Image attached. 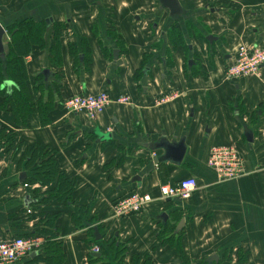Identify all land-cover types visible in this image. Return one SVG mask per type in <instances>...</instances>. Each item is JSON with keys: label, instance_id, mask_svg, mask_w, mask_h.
Returning a JSON list of instances; mask_svg holds the SVG:
<instances>
[{"label": "crops", "instance_id": "0c3cea01", "mask_svg": "<svg viewBox=\"0 0 264 264\" xmlns=\"http://www.w3.org/2000/svg\"><path fill=\"white\" fill-rule=\"evenodd\" d=\"M175 3L171 11L160 0H0L6 52L9 27L45 24L44 45H32L24 59L30 95L49 106L46 120L31 113L20 125L0 96V128L21 144L14 160L0 152V241L32 233L56 215L63 264H106L91 247L112 242L125 249L123 264L133 256L139 264H201L215 254L211 264H264V65L256 77L224 74L239 45L264 47V0ZM170 25L183 43L173 45ZM101 91L111 103L93 118L62 107L72 95ZM121 96L128 102H118ZM106 133L111 139H101ZM182 139L180 163L164 158L160 143ZM35 143L52 150L59 171L75 179L69 204L39 202L53 184L34 191L24 184L28 173L18 162ZM223 145L239 151L247 174L219 183L207 158ZM187 177L198 185L187 199L160 198V186ZM133 191L151 202L142 213L116 217L112 204ZM27 195L36 203L26 206ZM77 208L84 212L79 222Z\"/></svg>", "mask_w": 264, "mask_h": 264}, {"label": "trees", "instance_id": "16d2710c", "mask_svg": "<svg viewBox=\"0 0 264 264\" xmlns=\"http://www.w3.org/2000/svg\"><path fill=\"white\" fill-rule=\"evenodd\" d=\"M171 27L172 25H170L168 30L171 32L173 45L176 46L183 43L180 31H176L175 28ZM7 33L10 38L7 46L8 50L4 54V59L0 56V96L3 97L5 104H10L11 111L18 124L24 125L27 115L31 113H37L42 121L46 120L45 114L49 106L41 101V97L35 99L34 95V97L30 95L26 83L28 76L24 59L32 45H44L45 24L24 21L9 27ZM58 47L59 43L57 39L56 47L51 46V52L53 54L57 53ZM5 81L12 83L10 90L5 85ZM33 90L42 91V87L35 86ZM6 143L9 144V150L13 151L12 156L20 152L21 144L16 143L11 135H8L4 129L0 128V146ZM20 162H24L22 168H25L28 172L27 182H37L43 186L53 184V188L48 190L45 196L39 197V202L56 198L65 202V204L70 203L75 179L68 178L63 172L59 171L52 150H49L47 147H42L37 143L26 146L20 155L19 167L21 166ZM83 215V208L75 209L73 212L74 221L79 222ZM55 216L49 217L46 221L41 220L38 223L36 231L25 235L44 237V243L39 254L32 259L35 264H63L65 260V253L61 247V242L57 241V230L54 226ZM85 223L92 228V221L86 220ZM103 247L100 246L99 248V259H108L109 262L107 261L106 264H123L122 258L125 255L124 248H121L120 245H115L113 242L109 243L107 248ZM139 260L140 258L138 256H133L130 264H139ZM184 262L187 263V260L184 259ZM206 262L202 261L201 264H206Z\"/></svg>", "mask_w": 264, "mask_h": 264}, {"label": "built area", "instance_id": "2783aa9c", "mask_svg": "<svg viewBox=\"0 0 264 264\" xmlns=\"http://www.w3.org/2000/svg\"><path fill=\"white\" fill-rule=\"evenodd\" d=\"M264 65V47L239 45L232 61L225 67V77L229 80L252 77ZM118 102H128V97L121 96ZM111 103L107 91L96 94H75L62 102V107L68 113L87 112L94 117L104 111ZM207 165L215 172L217 181L225 182L239 179L247 174L239 151L233 145L212 147L207 158ZM197 181L193 177L181 179L176 184L162 185L159 188L160 197L187 199L196 189ZM151 197L145 193L131 192L119 198L112 205L116 217H126L140 213ZM44 240L41 236H14L0 241V264H10L22 257L29 256L34 251L41 250ZM98 249L94 248V251Z\"/></svg>", "mask_w": 264, "mask_h": 264}, {"label": "water", "instance_id": "95a60500", "mask_svg": "<svg viewBox=\"0 0 264 264\" xmlns=\"http://www.w3.org/2000/svg\"><path fill=\"white\" fill-rule=\"evenodd\" d=\"M163 5L167 6L171 11H176L177 10V6H176V3H175V0H160ZM5 28L3 27V25L0 23V56L1 58L4 59V54L6 53L5 49H6V45L4 43V36H5ZM206 39L209 41V42H212L213 40H216L217 37H214V36H211V35H208L206 37ZM118 50H114L113 51V54H112V58H113V62L115 63L118 59ZM81 56H80V60H81ZM149 70L148 67H144L142 72L144 75H146L147 71ZM43 75H44V78L47 79L48 77V71L47 70H44L43 71ZM5 85L8 86V88L12 85V83L10 81H5ZM99 136L101 137V139H111L112 135L109 134V133H106V134H99ZM171 143H168L167 141L163 140L159 147L163 148L164 149V158H167L168 156L173 158L175 162H178L180 163V161L182 160L183 158V155H184V151H185V148H184V141L183 139L179 142V143H174L172 144V146L170 145ZM26 176L27 174L25 172H21L19 177H20V181H24L26 179ZM24 202H25V205L26 206H29L30 204H34L36 203V200L35 199H32L29 195L25 196L24 197ZM182 223V222H181ZM180 223V224H181ZM93 231H94V237H95V241L96 242H99L100 239H101V235L99 234L98 232V229L96 226H93L92 227ZM179 229V228H177ZM39 254V252H33L30 257L34 258L35 256H37ZM93 256H97V257H100V253H95L93 254ZM218 259V256L215 254V255H212L210 257L207 258V262L209 264H211L213 261L217 260Z\"/></svg>", "mask_w": 264, "mask_h": 264}, {"label": "rangeland", "instance_id": "374dc122", "mask_svg": "<svg viewBox=\"0 0 264 264\" xmlns=\"http://www.w3.org/2000/svg\"><path fill=\"white\" fill-rule=\"evenodd\" d=\"M258 74H259V72L257 73V74H255V75H253L252 77H256V76H258ZM9 135V134H8ZM15 145V144H14ZM3 151L5 152V154H4V156H5V158L7 159V161H9V157H10V159L11 160H14L15 158H16V156L18 155H15V156H12L13 155V151L12 150H10V155H9V144L8 143H6V144H3V145H1L0 146V152H2L3 153ZM8 153V155L6 156V154ZM13 157H15V158H13ZM22 169V171H25V168H21ZM6 170V169H5ZM5 170H3V176H5L6 174V172H5ZM28 173V172H27ZM24 184L26 185H29V186H31L32 188H34L33 189V191L35 190V189H38L39 188V186H40V184L39 183H37V182H27V180H25L24 181ZM35 194V193H34ZM37 195V194H36ZM32 206V205H31ZM41 224V223H40ZM92 248H93V246L91 247V250H92Z\"/></svg>", "mask_w": 264, "mask_h": 264}]
</instances>
